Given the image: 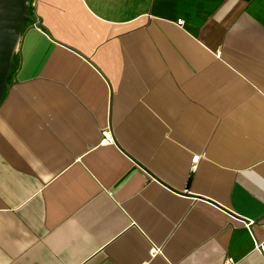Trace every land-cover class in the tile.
Returning a JSON list of instances; mask_svg holds the SVG:
<instances>
[{"label": "crops", "instance_id": "crops-1", "mask_svg": "<svg viewBox=\"0 0 264 264\" xmlns=\"http://www.w3.org/2000/svg\"><path fill=\"white\" fill-rule=\"evenodd\" d=\"M27 11L0 101V264H264V0Z\"/></svg>", "mask_w": 264, "mask_h": 264}, {"label": "water", "instance_id": "water-1", "mask_svg": "<svg viewBox=\"0 0 264 264\" xmlns=\"http://www.w3.org/2000/svg\"><path fill=\"white\" fill-rule=\"evenodd\" d=\"M28 0H0V101L12 68L13 56L25 21Z\"/></svg>", "mask_w": 264, "mask_h": 264}, {"label": "built area", "instance_id": "built-area-1", "mask_svg": "<svg viewBox=\"0 0 264 264\" xmlns=\"http://www.w3.org/2000/svg\"><path fill=\"white\" fill-rule=\"evenodd\" d=\"M102 140L101 142L102 143H111L113 141L112 137L110 136V134L108 133V131L105 129L102 131ZM200 156L199 155H195L192 159H191V170L195 169L196 168V164L199 160ZM253 222L252 221H249L247 226L252 224ZM263 226H264V223H263ZM256 248L260 249L261 251H263V244L262 243H257L256 244ZM152 253H156L158 251V248L154 247L151 249ZM223 264H233V260L229 257L225 258L224 261H223Z\"/></svg>", "mask_w": 264, "mask_h": 264}, {"label": "trees", "instance_id": "trees-1", "mask_svg": "<svg viewBox=\"0 0 264 264\" xmlns=\"http://www.w3.org/2000/svg\"><path fill=\"white\" fill-rule=\"evenodd\" d=\"M28 21V19L25 21V23Z\"/></svg>", "mask_w": 264, "mask_h": 264}]
</instances>
